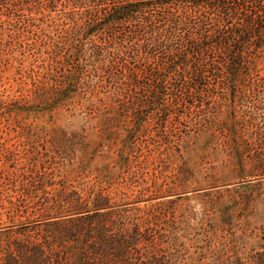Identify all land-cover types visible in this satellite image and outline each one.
I'll use <instances>...</instances> for the list:
<instances>
[{
	"label": "rangeland",
	"instance_id": "rangeland-1",
	"mask_svg": "<svg viewBox=\"0 0 264 264\" xmlns=\"http://www.w3.org/2000/svg\"><path fill=\"white\" fill-rule=\"evenodd\" d=\"M50 1L0 0V230L46 218L43 198L103 188L111 202L171 214V242L188 264H248L264 227L255 161L264 152V52L249 58L243 80L186 85L183 112L143 105L148 130L135 133L131 102L111 99L100 70L76 72L67 61L82 0Z\"/></svg>",
	"mask_w": 264,
	"mask_h": 264
},
{
	"label": "trees",
	"instance_id": "trees-1",
	"mask_svg": "<svg viewBox=\"0 0 264 264\" xmlns=\"http://www.w3.org/2000/svg\"><path fill=\"white\" fill-rule=\"evenodd\" d=\"M77 6L86 7L84 24L73 29L67 61L76 72L87 65L100 70L111 99L131 102L125 109L140 118L135 133L148 130L143 105L183 112L193 94L186 85L243 80L249 58L264 52V0H82ZM168 115L156 123L162 131ZM135 142L134 136L130 147ZM255 157L264 167V152ZM70 193L43 198V220L0 230V264H188L171 242V214L111 202L103 188ZM256 237L261 242L248 264H264V227Z\"/></svg>",
	"mask_w": 264,
	"mask_h": 264
}]
</instances>
